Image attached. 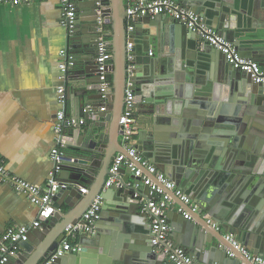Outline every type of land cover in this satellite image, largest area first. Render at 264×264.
Wrapping results in <instances>:
<instances>
[{
    "label": "water",
    "instance_id": "95a60500",
    "mask_svg": "<svg viewBox=\"0 0 264 264\" xmlns=\"http://www.w3.org/2000/svg\"><path fill=\"white\" fill-rule=\"evenodd\" d=\"M77 1H88L89 11H78L75 31L68 36L67 52L73 63L66 71V94L74 100L78 111L84 109L88 118L85 126L66 123V158L58 181L67 185L55 191L54 207L42 216V224L44 221L48 226L37 228L39 239L28 234L12 264H42L48 260L64 238L66 226L77 222L103 191L111 163L117 152H122L112 148L111 139L121 132L120 117L128 82L127 46L133 41L127 32L126 0H104L103 6H99L106 25L111 26L112 87L106 97L100 91L96 61L99 7L96 0ZM180 1L238 47L246 46L252 39L244 19L253 11V0L249 7L245 3L239 10L234 3L239 0ZM143 23L146 45L151 48L153 42L157 43L158 53L154 62L152 59L143 69L135 68L129 78L136 105H151L150 114L155 118L162 111L173 126L176 142L182 139L206 149V159L193 158L187 163L189 171L185 177L194 172L197 194H201L195 201L221 225H226V232L251 245L255 253L264 254V83H256L246 73L234 69L220 51L171 17H148ZM83 27L90 33L83 31ZM165 37L171 41L168 50ZM215 74L221 75L218 88L211 80ZM120 173L124 182L133 174L124 167ZM81 186H86L89 193L83 194ZM133 192L132 188L114 184L103 194L102 214L113 216L104 220H110L112 231L116 229L121 234L106 237L96 228L95 234L81 238L80 253L62 255L52 264H170L167 255L152 245L151 225L131 200ZM65 204L67 211L63 210ZM177 232L180 235L175 237L172 231V238L199 263L251 264L230 247L221 229L214 228L199 213H194L191 220L184 219Z\"/></svg>",
    "mask_w": 264,
    "mask_h": 264
},
{
    "label": "crops",
    "instance_id": "0c3cea01",
    "mask_svg": "<svg viewBox=\"0 0 264 264\" xmlns=\"http://www.w3.org/2000/svg\"><path fill=\"white\" fill-rule=\"evenodd\" d=\"M243 1L234 2L238 10L245 3L248 7L251 3L250 0ZM88 5V1H78V11L83 10L87 13ZM252 10L249 18L244 19L249 26L248 29H251L252 39L246 43V46L238 48L244 57L264 65V0H253ZM61 16L58 0H45L17 6L0 5V160L5 161L13 174L42 186L47 184L53 170L51 152L56 141L54 119L57 111L64 109L70 118H88L85 116L84 109L78 111L74 106V100L66 94V90L64 106L57 101L58 88L64 86L66 89L67 85L66 75L61 77L59 71L60 54L69 46L68 31L61 23ZM147 18L148 16L140 19L135 24V29L129 34L133 40L131 43L135 55V68L143 69L145 63L152 59L151 62H154V57L158 53L157 43L153 42L151 48H148L145 42L146 28L143 22L147 21ZM82 30L90 33L86 27ZM219 32L221 33L220 30ZM106 33L110 41L111 26L106 25ZM170 44V37L168 39L165 37V50L169 49ZM221 55L224 57L223 54ZM206 66L209 69L212 67L210 62ZM218 74L211 79L213 84L216 83L217 88L221 82V75L218 76ZM88 106L91 105H87V108ZM151 108L149 104L136 107L135 127L138 132L135 136V144L145 158L176 181L196 200V197H200L201 194H197L194 172L191 170L192 172L187 175L188 178L185 177L189 171L187 163L193 158L206 159L204 156L206 149L182 139L176 142L175 138H178L174 135V129H171L173 126L167 121L166 116L162 115L161 111L159 115H156L159 118H155L150 114ZM82 125L85 126V124ZM169 126H171L170 129H167L166 127ZM111 145L114 150L123 151L124 149L120 136L113 137ZM209 156L213 157L212 151ZM60 178L59 175L58 179ZM185 178L187 180L184 184L182 182ZM131 200L138 205L141 215L139 203L134 198ZM63 210H69L67 204L64 205ZM43 215L44 212L39 205L31 202L25 194L15 191L10 184L0 181V233L10 224H31L41 220ZM109 216L108 213H103L96 228L101 229V234L106 237L114 236L118 232L121 234L119 230L112 231L110 220L109 222L104 220L106 217H113L110 213ZM49 220L51 219L48 218ZM148 222L150 223L149 219ZM169 222L171 238L172 231L175 232V237H178L180 232L177 231L184 225V218L178 212H171ZM46 226H48L47 222L43 221L42 227ZM220 229L224 235L232 234L225 231L228 229L226 225H221ZM39 234L40 231L37 228L29 232L34 240L39 239ZM82 237L84 236H79V243ZM227 243L233 248L230 242ZM27 245L31 246V243L27 242ZM244 245L254 251L251 245ZM20 252L19 248L8 264H12L11 260L15 259L14 257ZM258 254L264 256V254ZM242 257L245 262L248 261L245 256ZM229 264L233 263L229 261Z\"/></svg>",
    "mask_w": 264,
    "mask_h": 264
},
{
    "label": "built area",
    "instance_id": "2783aa9c",
    "mask_svg": "<svg viewBox=\"0 0 264 264\" xmlns=\"http://www.w3.org/2000/svg\"><path fill=\"white\" fill-rule=\"evenodd\" d=\"M45 0H0V5L9 4L17 6ZM61 7V23L71 36L76 28L78 15L77 0H58ZM104 0H96L97 6H103ZM127 5V32L130 34L135 29V24L143 17H156L165 15L173 18L176 22L185 25L190 32L202 37L213 48L220 51L234 69H238L256 83H264V65L247 57H244L238 46L224 37L217 28L209 25L205 18L188 7L180 0H126ZM97 10L98 17V47L97 64L100 72V91L103 97L110 92L112 77L109 66L111 64V43L106 33V22L101 16V8ZM128 82L125 92L124 107L120 117V139L123 151L114 157L107 176L103 191L97 195L92 204L75 223H70L64 230V238L57 249L42 264L52 262L68 253H80L82 246L78 242L79 236L92 235L95 233L97 223L102 217L104 198L103 194L114 184L120 187L126 186L133 189V198L139 203L141 214L146 216L151 223V242L159 251H163L171 264H199L198 261L181 245L172 240L169 214L178 212L184 219H193L194 213L201 214L214 228L220 229L221 223L205 212L201 206L187 194L181 186L163 171H161L149 159L145 158L135 144L137 129L136 118V94L133 83L129 78L133 76L135 69V55L133 44L128 43ZM153 54V52H151ZM59 71L61 77L66 75L69 64L73 57L68 55L67 50L60 54ZM64 86L57 91V101L64 106L66 102ZM91 109V106H88ZM86 119L68 117L64 109L57 111L54 119L55 147L51 152L53 170L44 186L37 185L13 174L4 160H0V181L10 184L15 191L23 193L27 198L40 206L45 213L54 207L53 200L58 188L66 187L67 184H59L58 176L62 170L63 161L66 158L67 139L64 136L66 123L73 126L78 123L84 124ZM131 169L133 174L129 180L122 179L121 168ZM81 192L87 194L89 189L81 186ZM42 220H36L31 224H10L0 233V264H8L10 259L18 252L21 242L27 240L31 229L41 228ZM236 251H239L251 264H264V256L252 251L245 246L233 234H226ZM234 255V254H232Z\"/></svg>",
    "mask_w": 264,
    "mask_h": 264
}]
</instances>
